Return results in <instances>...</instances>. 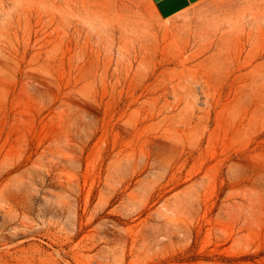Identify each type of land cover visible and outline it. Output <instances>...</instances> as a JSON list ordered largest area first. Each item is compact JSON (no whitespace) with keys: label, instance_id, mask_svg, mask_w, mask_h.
Listing matches in <instances>:
<instances>
[{"label":"rangeland","instance_id":"374dc122","mask_svg":"<svg viewBox=\"0 0 264 264\" xmlns=\"http://www.w3.org/2000/svg\"><path fill=\"white\" fill-rule=\"evenodd\" d=\"M237 21L0 0V264H264V25Z\"/></svg>","mask_w":264,"mask_h":264},{"label":"crops","instance_id":"0c3cea01","mask_svg":"<svg viewBox=\"0 0 264 264\" xmlns=\"http://www.w3.org/2000/svg\"><path fill=\"white\" fill-rule=\"evenodd\" d=\"M158 15L168 19L183 14L193 8L212 5L218 13L224 16L237 17V23L242 17H251L256 31L263 29L264 0H150Z\"/></svg>","mask_w":264,"mask_h":264}]
</instances>
